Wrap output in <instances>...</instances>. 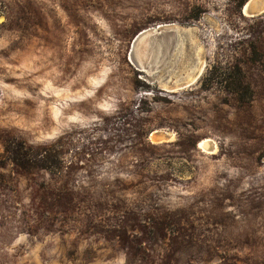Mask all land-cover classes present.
<instances>
[{"label":"rangeland","instance_id":"1","mask_svg":"<svg viewBox=\"0 0 264 264\" xmlns=\"http://www.w3.org/2000/svg\"><path fill=\"white\" fill-rule=\"evenodd\" d=\"M248 1L0 0V264H264V12ZM170 24L141 71L133 40Z\"/></svg>","mask_w":264,"mask_h":264},{"label":"bare ground","instance_id":"2","mask_svg":"<svg viewBox=\"0 0 264 264\" xmlns=\"http://www.w3.org/2000/svg\"><path fill=\"white\" fill-rule=\"evenodd\" d=\"M244 13L247 15H256L264 12V0H249L243 7ZM175 25V24H174ZM168 26V27H167ZM160 29L156 27H152L146 30H143V37L141 42L138 44L136 48V64L134 59L131 58L132 62L142 68H148L147 71H151L154 68H158L160 63L164 60L167 55L171 44H173L174 39L176 37L175 27L173 25H159ZM165 30H164V29ZM163 29V30H162ZM158 30H161V35H159ZM171 31L169 34L165 35L164 32ZM202 73V68L198 69L195 74L190 75L184 82L174 83L171 86L166 83L163 84L165 88L170 90H178L179 88L188 86L193 84L198 79L199 75ZM170 133H151V138L156 140H162L163 138H169ZM214 145V144H213ZM210 140H203L199 143V147L203 148V150H211L214 149Z\"/></svg>","mask_w":264,"mask_h":264},{"label":"trees","instance_id":"3","mask_svg":"<svg viewBox=\"0 0 264 264\" xmlns=\"http://www.w3.org/2000/svg\"><path fill=\"white\" fill-rule=\"evenodd\" d=\"M7 150L13 155L16 164L21 166H32L34 163H37V159L32 157L30 152H25V155L22 153L23 149L19 146L7 147Z\"/></svg>","mask_w":264,"mask_h":264},{"label":"water","instance_id":"4","mask_svg":"<svg viewBox=\"0 0 264 264\" xmlns=\"http://www.w3.org/2000/svg\"><path fill=\"white\" fill-rule=\"evenodd\" d=\"M253 2L254 1H256V0H252ZM157 29H160L159 28V26L157 25ZM143 30L142 31H140L138 34H137V36L135 37V39L133 40V43H132V46H131V50H130V60H131V58H133L134 59V61H135V63L137 62L136 61V48H137V46H138V44L141 42V39H142V37H143ZM158 33H159V35H161V30H158ZM132 61V60H131ZM136 64H138V63H136ZM137 66V65H136ZM141 71H143L144 72V68H142V67H139V66H137Z\"/></svg>","mask_w":264,"mask_h":264}]
</instances>
